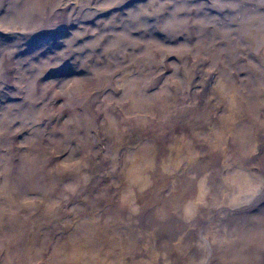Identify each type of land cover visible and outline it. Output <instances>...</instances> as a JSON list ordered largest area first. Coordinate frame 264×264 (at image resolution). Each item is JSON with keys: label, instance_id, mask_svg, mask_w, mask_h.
<instances>
[{"label": "rangeland", "instance_id": "1", "mask_svg": "<svg viewBox=\"0 0 264 264\" xmlns=\"http://www.w3.org/2000/svg\"><path fill=\"white\" fill-rule=\"evenodd\" d=\"M140 2L143 4L146 0H140ZM84 12L86 13V11ZM84 12L80 15L83 21L77 22V15L76 22H74L76 26H72L70 30L65 28V26H62L61 30H59V27V32L65 33L58 38V40L60 39L61 49L56 52L54 59H49V65L47 64L49 67L43 65V68H46L44 70L49 68L57 69L61 59H57V54L61 55L66 46L69 48L71 41H74V46H78L79 43L84 44L88 39H90L89 42H96V37L87 36L89 30L94 29L95 23L91 22L88 15H84L83 18ZM231 14L233 15V13H229V15ZM85 18H87L86 20L89 21V24L84 23ZM93 20L96 22L95 19ZM25 24L26 22L20 24L19 27ZM236 27L235 32L223 37H243L244 34H247L245 44L250 47H255L264 38L254 34L247 27L242 28L241 23H237ZM56 29L57 27L52 32L45 34V39L47 38L48 40V38L54 36L57 33L55 32ZM9 30L7 29V32ZM76 31L79 32L80 41L72 38L71 32ZM0 32L2 33L0 36H3L4 39L7 36L6 27H0ZM24 35L25 37L28 36L26 34H19L15 38V41L18 40L20 44L23 43ZM7 37L11 38V34ZM179 41L181 43L185 42L183 38ZM46 46L47 44L43 43L23 55L31 61L36 52L44 49ZM77 46L72 49L69 48L70 57L66 63V67L68 68L54 70V74L49 73L50 75L44 78V81L42 80V87L46 85L48 87L46 86V89H44L46 90L45 97L37 100L38 105L35 106V109L29 106L27 108V105L20 107V110H18L19 108H15L19 113L18 117L15 118L14 125L12 124L11 127L12 132L10 134L14 136L13 139L11 138V145H8V147L6 146L7 144L1 145L0 264H90V252H94L95 248L102 249L107 246L109 248L113 245L112 239L113 241L114 239L119 240L117 233L111 227L105 228L98 224L100 219L99 210L107 201L109 203L110 195L106 197L105 191H101L104 185L100 188L101 190H97L95 187L92 189L93 178L96 174L102 176L105 171L104 162L96 161V163L100 162L98 163L99 173L91 165L90 158L96 152L95 148L99 151H104L105 161L108 167H111L108 183L111 185L112 190L117 189L113 190L115 191L114 193L119 194L118 200L116 202L114 200L112 203H114L113 205H121L124 214V217L122 216L120 219V225L123 228H129L128 230L132 231L130 233H133L132 235L136 238V240H129L134 242L133 246H127L128 250L125 249L122 253H120V247H117L112 254L107 256L103 252H100V258L96 257L94 259L97 264H104V258L107 257L108 262L112 261L114 263L117 262L118 258H121L124 264H154L159 261L158 259H160L163 250L158 247L154 248L153 246L156 245L155 240L151 242L150 236L148 238L144 234H141L142 232L136 230V226L133 225L138 220V217L142 215V209L140 210L141 214L137 215V218L134 219L133 217L139 212L140 203L149 199V195L145 193L148 190L147 188H150L151 191L153 189L152 193L163 184H166L163 187L165 188L174 182L178 177L177 174L180 176L187 174L195 178L197 176L196 173H199L198 181L195 180L197 186L193 194L190 196L185 195L182 198L179 197V200L176 198L173 201L174 206H172L173 211L175 210L176 224L180 225V223L189 222V226L192 229L202 224V220H207L211 214L210 211L213 212V216L211 217L215 218L212 224L219 223L231 210L239 208L237 205L242 203V206H247L249 201L253 199L255 191L258 194L259 187H254L255 191L252 190V193L249 190V186L253 185L252 183L259 181L257 175L251 174L246 185L243 186L242 183H238L240 180L236 178L235 180L229 179L231 181L224 179L225 181L220 190H215L207 196L205 195V189L206 186L208 189V185H206V179L203 175L211 158L218 155L220 158L216 161H220V159L225 160L223 156L228 152L226 149L230 141V138H228L229 132L223 128L226 126V122H229V127L233 126L234 130L238 126L240 133L245 134L242 137L246 141V146L238 147L236 150L238 155L240 151H244L247 154L253 149H264V121L258 120L256 116L258 112L264 116V99L251 94V91L259 85L255 86L256 84L254 85L253 80L250 78V71L254 67L250 68L249 63L251 62L248 59L247 61L245 60V56L248 53L245 54L243 61L240 59L236 63V68H238L236 71L240 74L239 76L242 75V78L236 77V80L242 83L244 87L241 86V88L245 92L248 90L249 94L248 98L243 99L239 103L240 110L235 104L233 105L228 102L227 99L232 94L224 92V90L222 91L224 84L222 80L224 81V78L221 79V74L215 71L213 65L207 61L194 74L195 78H197L190 85V91L191 89L198 90L192 94V97L200 94L205 99L201 105H198L200 106L199 114L182 122L171 123L169 124L170 126L160 125L157 128L150 129L148 126L150 123L148 121L149 116L159 111L160 113L165 112L173 99L159 96L152 97V100L148 98L144 99L142 90L146 86V83H150L157 75L160 77L155 86L148 91L152 92V95H158L157 92L160 90L161 95H163V91L169 88L168 84L170 82L176 81L180 83V87L183 84L182 77L178 71V64L180 65L182 58L181 56L179 57L178 53L170 52L165 61L160 59L164 55L163 57L160 55L151 63L148 61L145 64L140 63L138 65L139 71L136 69L138 72L126 66L124 69H121L120 74L116 75V80L110 86L103 87L104 84L100 85L104 92L93 100V110L100 111V116H98V119L100 118L99 130L98 119L97 129L94 130V120L92 121V128L88 129L83 121L72 118L69 115L70 97L73 93V86L71 85L77 80H81V77L78 75H81L82 71L85 70L84 65L88 70L84 53H78ZM43 58L44 55L38 56V64L43 62ZM239 58L241 57L239 56ZM17 59L20 60L18 57ZM39 70L37 69V71ZM210 70L213 72L212 76L208 74ZM95 71L97 73L90 72L91 78L90 80L86 79L83 83V88L80 84L78 92H84L92 87L96 81L98 82L99 75L101 78H105L98 69ZM245 73L248 74V79H246ZM135 74H137L136 78H133ZM205 76L211 77L206 86L205 83L202 86ZM42 87L41 90H43ZM262 87L263 85L259 86L260 89ZM204 88L206 89L205 93ZM12 90L7 89L3 94L5 97L4 102L1 103L3 106H18L17 103H11L14 101L11 99V95H14L13 93L16 91L15 89ZM70 91L71 94L69 95ZM31 92L25 88L24 93L27 97L24 96L22 99L26 98L29 101L31 98L28 95ZM36 93L38 96L40 95L39 88L36 89ZM205 96L207 98H204ZM186 97L192 98L191 93L187 92ZM45 102H47V105H43ZM164 102L168 104L167 108H163ZM45 106H47V109ZM117 111L119 112V116L116 118L114 114ZM208 113L209 117H207ZM133 114L135 118H133ZM226 116H230L232 118L231 121ZM229 127L228 131L230 130L231 133ZM251 133L254 136L247 135ZM223 137L225 140H223ZM8 138L10 136L6 135L5 139L7 143L10 140ZM98 138L102 143L99 142ZM0 139L3 142V137ZM235 139L239 141L240 137L235 136ZM113 140L117 141L114 142ZM248 142L250 146L247 147ZM112 143L119 147L118 150L109 147ZM226 143L228 144L227 146ZM163 154L165 157L162 159ZM205 155L211 156L205 157ZM224 163L228 164V162ZM214 164L212 165L214 166ZM251 164L253 163L251 162ZM42 165L46 166V170L41 168ZM187 170L189 172L186 173ZM191 170L192 173L194 172L193 174H191ZM238 170L240 174L242 169ZM185 178L188 180V177ZM103 182L107 181L102 179L99 186ZM49 189H53V194L48 193ZM77 189H82V193L77 197H72V192H75ZM91 190L92 192L88 194ZM204 190L205 193H203ZM48 194L51 195L49 196L50 198H48ZM151 204L153 205L155 202L151 201ZM263 205L264 202L262 203ZM91 208H94L96 211L92 212ZM34 212H39L37 213L38 220L30 229L28 214ZM257 212L259 210L252 213L257 214ZM161 214L164 215L166 212ZM34 216H31L32 220ZM147 226L144 225V230ZM149 229L147 228L146 232H149ZM97 230L100 233H106V238L97 236L98 238L95 239L94 236L97 235ZM182 230L181 227L177 235L171 241H167V245H177L179 242L177 238ZM202 232L199 233L196 230L191 233L190 242L192 247L198 249L205 243L204 245L207 248L212 249L217 245H222L221 252L224 249L228 252L229 262L234 261L233 263L236 262L237 264L240 263L238 260L241 261L240 264H243L245 261L250 262L249 264H254V261L255 264L258 262L256 261L257 256L255 254L252 259H246V256L243 255L246 254L244 252L245 247L243 248L242 245L240 249L234 248L231 245L233 243H227L223 235L218 233L213 238L212 235H207L204 231ZM27 233H32L37 243L28 252L27 247L23 246L22 250V244H19L20 241L27 238ZM112 234H116V237L112 238ZM154 236L157 235L155 234ZM254 236L257 238V249L262 251L264 255V230L261 234H254ZM21 237L24 238L22 239ZM108 237L111 240L107 241ZM104 241L106 242L105 244L96 245ZM110 241L112 243L109 246ZM46 245V256L42 257V260L37 261V263L32 262V259L36 258L38 260L37 257L39 253L41 254L40 247L44 248ZM94 246L96 247L93 248ZM23 251L26 252L24 259L20 257ZM180 264H182V260Z\"/></svg>", "mask_w": 264, "mask_h": 264}, {"label": "bare ground", "instance_id": "2", "mask_svg": "<svg viewBox=\"0 0 264 264\" xmlns=\"http://www.w3.org/2000/svg\"><path fill=\"white\" fill-rule=\"evenodd\" d=\"M84 11H86V13ZM82 12H84L82 15L83 18L84 15H88L91 22L95 23L94 29H90L87 36H94L97 40L95 39L96 42H89L90 39H88L87 42L83 41L84 44L79 43L78 46L75 45L77 46L78 53H84L85 61L88 64V70L84 65L85 70L82 71L81 75H78L81 77V80H77L71 85L73 86V93L70 97L71 104L69 115L72 118L83 121L88 129L92 128L93 120V129H97V119L98 116H100V111L97 112L93 110V100L104 92L100 85L104 84L103 87L110 86L112 82L116 80V75L120 74L121 69H124L126 66L131 67L135 71L136 69L139 71L138 65L140 63L145 64L147 61L151 63L160 55L162 57L164 55V57L160 59L165 61L170 52H176L179 57L181 56L182 58H180V65L178 64V71L182 77L183 84L180 87V83L176 81L170 82L168 84L169 88L163 91V95H161V90L157 92L158 95H152V92L148 91L155 86L160 77L157 75L150 83H146V86L142 90L144 99L148 98L152 100V97L156 96L173 99L171 105L165 112L160 113L159 111L149 116L148 121L150 123L148 126L150 129L157 128L160 125L164 126L171 123L182 122L199 114L200 106L198 105H201L202 101L205 99H203L200 94L192 97V94L196 93L198 90L191 89L190 91V85L194 83L193 81L197 78H195L194 74L199 68L201 69L202 65L207 61L213 65L215 71L221 74V79L224 78V81L222 80V82H224L222 91L224 90V92H230V94H232L230 98L228 97V102L233 105L235 104L240 110L239 103L243 99L248 98L249 94L248 90L245 92L241 88V86L244 87L242 83L236 80V77L242 78V75L239 76L240 74L236 71V69L238 70V68H236V63L240 59L242 61L245 58L246 61L248 59L251 62L249 63L250 68L252 66L254 67V69L250 71V78L253 80V84H256L255 86L263 85L261 89L257 86L256 89L251 91V94L264 99V38L259 41L258 45L255 47H250L245 44L247 34H244L243 37H223L235 32L237 23H241L242 28L247 27L254 34L264 37V0H146L143 4H141L140 0H0V27H6V32L7 29L12 30L7 32V36L11 34V38L6 36L7 38L5 37L3 39V36H0V104L4 102L5 97L3 94L7 89L16 90L15 93H13L14 95H11V99L14 100L11 103L18 104V106H3L2 104L0 106V138L3 137L4 142L3 143L0 139V160L2 158L1 145L7 144L6 146L8 147V145H11V138L13 139L14 137L10 132H12V124L15 122V118L18 117L19 113L15 108H19L18 110H20V107L27 105V108L29 106L35 109V106L38 105L37 100L39 98L42 99L45 97L44 95H46V90L44 89H46L45 87L47 85L42 87V80L44 81V78L48 75L54 74V70L68 68L66 67V63L67 59L70 57L69 48L72 49L75 47L74 41L70 42L69 48L67 46L64 48V52L61 55L57 54V59L61 58L57 69L49 68L44 70L46 68H43V65L49 67V59H54L56 57V52L61 49L60 39L58 40V38L65 34L62 31H60L61 33L59 32L61 27L65 26V28L70 30L72 26H76L74 22H76L77 15V22H82L83 20L80 18ZM229 13H233V15H229ZM86 19L87 18H85L84 23L89 24V21ZM93 19H95L96 22ZM25 22V25L19 27L20 24ZM55 27H57V29L54 31L57 33L48 38V40L47 38L45 39V34L52 32ZM71 33L74 40L80 39L78 31ZM0 34L2 33L0 32ZM19 34L28 35L26 37L24 35L23 43L21 44L18 40L15 41V38ZM181 38H183L185 42L181 43L179 41ZM43 43H46L47 46L36 52L31 61L29 58L24 57V53H28ZM246 53H248V57L245 56ZM42 55H44L43 62L38 64V56ZM239 56L241 58H239ZM17 57L20 58V60L17 59ZM37 69L40 70L37 71ZM90 69L91 71H89ZM96 69H98L105 78H101L98 74V82L96 81V83L88 89L89 91L78 92L80 84L83 88V83L86 79L90 80L91 78L90 72L97 73L95 71ZM208 74L212 76L213 72L210 70ZM136 75L137 74H135L133 78H136ZM244 75L246 79H248V74L245 73ZM206 76L204 78L207 79L203 78L202 86L204 83L206 86L210 80L211 76ZM41 87L43 90H41ZM25 88H27V91H32L28 95L31 98L29 101H27L26 98L24 100L22 99V97L25 96ZM37 88L40 89L39 96L36 93ZM187 92L191 93L192 98L186 97ZM205 92L206 89L204 88V93ZM68 94L70 95L71 91ZM226 95L228 94L226 93ZM204 98L207 97L205 96ZM207 101L206 103H208ZM43 105H47V102ZM77 106L78 108L76 109ZM167 107L168 104L164 102L163 108ZM45 108L47 109V106H45ZM118 113V111L115 112L114 117L117 118L119 116ZM256 116L258 120L264 121V116L259 112ZM207 117H209V113ZM226 117L231 121L232 118H230V116ZM133 118H135V115ZM229 124V122H226V126L223 127L224 130L230 134H228V138H230L228 142L230 147L227 146L228 144L226 143L228 147L226 150L228 152L223 156L226 161L223 159L216 161L220 158L216 155L208 161V164L206 163V172H204L203 175L205 176L207 183L205 184L208 185V189L205 185L206 193L205 190L203 193L208 196V194L213 193L215 190H220L223 182L227 179L235 180L236 178L240 180L238 183H242L244 186L250 175L255 174L259 177V181L252 183L254 186L250 185L249 190H251L252 193V190L255 191V188L259 187L260 190L258 194L255 191L253 199L249 201L247 206H242V203L237 205L239 208L231 210V212L226 214L219 223L212 224L215 218L211 217L213 216V212L208 210L211 214L208 216L207 220H202V224L192 229V227L189 226V222H183L180 223V225L176 224L175 210L173 211L172 206H174L173 201H175L176 198L179 200V197L182 198L185 195L190 196L193 194L197 186L196 181L199 179V173H196L197 176L195 178L187 174H183L184 176L181 175L182 177L177 174L178 177L174 182L165 188L163 187L166 184L157 187L155 192H153L154 194L152 193V191H154L153 189L151 191L150 188H147L148 190L145 193L149 195V199L140 203L139 212H137L133 218L135 219L137 215L139 216V214H141V209L143 213L133 225L136 226V230L142 232L141 234H144L148 238L150 236L151 242L155 240L156 245L153 246L154 248L158 247L163 250L160 259H158L159 261L154 264H180L181 260L182 264H237L236 262L233 263L234 261H228V252L225 249L221 252L222 245H217L212 249H209V247L207 248L204 245L205 243L198 249L192 247L190 242L192 237L191 233L196 230H198L199 233L204 231L207 235H212L213 238L219 233L224 236L223 238H225L227 243H233L231 245L234 248L240 249L242 248L241 245L243 248L245 247L244 252L246 254L243 255L246 256V259H252L255 254L257 256L256 261H258L256 264H264L263 252L257 249V238L254 236V234H261L264 230V205L262 206L264 202V149H253L247 154L239 150L240 153L238 155L236 151L238 147L246 146V141H244L242 137L245 134L240 133L238 126L234 130L232 128L233 126L229 127ZM154 125H156V127H154ZM228 127L231 129V133L230 130L228 131ZM6 135L10 136V138H8L10 139L8 143L5 139ZM247 135L254 136L253 133ZM235 136L240 137L239 141L235 139ZM98 140L101 142L99 138ZM223 140H225V138ZM113 141L116 142L117 140ZM248 146H250L249 142L247 143V147ZM109 147L113 149L116 148L115 150L119 148L114 143L110 144ZM95 151L96 152L91 155L92 158H90L91 165L95 167V170L99 173L98 163L104 162L105 171L102 176L96 174L93 178L91 184L92 189L95 187L97 190H101L100 188L104 185L101 191H105L107 194L106 197L110 195L109 203L107 201L101 206L102 210H99L100 219L98 224L105 228L111 227V229L117 233L119 240L114 239L113 241V239L111 240L108 237L107 241L111 240L113 242V245L110 246L112 243L110 241L109 248H107V246L102 249H96V246H94L93 248H95V251L90 252V264H94V262L97 264L94 259L96 257L100 258V252H103L104 255L107 256L112 254L117 247H120V253H122L123 250H128L129 246H133L134 242L129 240H136L135 236L132 235L133 233H130L131 230H128L129 228H123L120 225V219L122 216L124 217V214L120 204V206H118L112 203L114 200L115 202L118 200L119 194L114 193L115 191L113 190L117 189L112 190L111 185L108 183L110 179L109 170H111V167H108L105 161L106 157L104 156V151H99L97 148H95ZM209 156L211 155H205V157ZM164 157L165 155L163 154L161 158L163 159ZM97 160L100 162L96 163ZM250 161L253 164H251ZM224 162H228V164ZM213 163H215L214 166L212 165ZM41 168L45 169L46 166L42 165ZM238 169H242L240 174ZM112 170L114 169L112 168ZM189 170H187L186 173L189 172ZM193 173L191 170V174ZM185 177H188V180ZM102 179L107 182H103V184L99 186ZM91 192L92 190L89 191L88 194ZM48 193L53 194V189H49ZM81 193L82 189H77L75 192H72L71 196L77 197ZM49 194L48 198L51 196ZM151 201H154L155 204L152 205ZM168 208H170V210H168ZM256 210H259L257 214L252 213L253 211L256 212ZM91 211L93 212L96 210L91 208ZM165 212L166 214H161ZM37 213L39 212L28 214L30 229L38 220ZM31 216H34L33 220ZM144 225H148L145 230L143 228ZM181 227L183 230L177 238V240H179L178 244L175 246L167 245V241H171L177 235ZM147 228H150L149 232H146ZM96 233L97 235L94 236L95 239L98 238L97 236L106 238V233H100L98 230ZM155 234L157 236H154ZM115 237L116 234H112V238ZM103 243L105 244L106 242L104 241L96 245H102ZM19 244H22V250L23 246L27 247L28 252V250L37 243L34 235L32 233H27V238H24ZM40 250L41 254L39 253L37 257L38 260L35 258L32 259V262L37 263V261L42 260V257L46 256L47 245L44 248L40 247ZM20 257L24 259L26 257V252L23 251ZM107 258H104V264H124L121 258H118L116 263L112 261L108 262ZM238 261L241 263L240 260ZM244 263L249 264L250 262L248 263L245 261L243 264Z\"/></svg>", "mask_w": 264, "mask_h": 264}]
</instances>
